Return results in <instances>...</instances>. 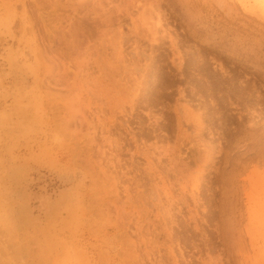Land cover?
Listing matches in <instances>:
<instances>
[{"label": "rangeland", "instance_id": "obj_1", "mask_svg": "<svg viewBox=\"0 0 264 264\" xmlns=\"http://www.w3.org/2000/svg\"><path fill=\"white\" fill-rule=\"evenodd\" d=\"M262 229L264 0H0V264H253Z\"/></svg>", "mask_w": 264, "mask_h": 264}, {"label": "bare ground", "instance_id": "obj_2", "mask_svg": "<svg viewBox=\"0 0 264 264\" xmlns=\"http://www.w3.org/2000/svg\"><path fill=\"white\" fill-rule=\"evenodd\" d=\"M256 243L259 244V247L253 252L252 256L250 255V258H253V264H264V229L259 232Z\"/></svg>", "mask_w": 264, "mask_h": 264}]
</instances>
